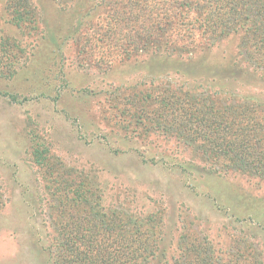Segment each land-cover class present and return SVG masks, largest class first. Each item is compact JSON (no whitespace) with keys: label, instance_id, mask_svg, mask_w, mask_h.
Instances as JSON below:
<instances>
[{"label":"rangeland","instance_id":"obj_1","mask_svg":"<svg viewBox=\"0 0 264 264\" xmlns=\"http://www.w3.org/2000/svg\"><path fill=\"white\" fill-rule=\"evenodd\" d=\"M9 3L0 0V44L11 46L17 59L0 69V264H55L44 249L53 240V197L45 168L35 162V147L63 162L58 171L72 168L75 179L83 171L92 184L100 183L106 208L140 216L166 208L163 213L175 219L176 234L207 236L223 250L251 241L264 254L263 178L239 172L206 176V166L190 147L163 136L150 141L114 117L120 111L116 97L123 98L132 85L145 90L151 83L189 81L196 72L207 76L187 64L198 54L174 55L178 61L169 72L151 62L149 53L99 67L83 59L74 41L84 32L90 7L80 13L69 1L25 0L34 16L17 24L7 13ZM237 40L232 35L216 46L211 62L222 60L223 49L234 54ZM224 73L217 75L219 82L228 76ZM255 82L249 78L234 90L263 96L264 89L253 88ZM152 155L157 164L143 161ZM176 162L191 164V173ZM206 193L222 206L253 210L261 221L233 222V211L217 209Z\"/></svg>","mask_w":264,"mask_h":264},{"label":"trees","instance_id":"obj_2","mask_svg":"<svg viewBox=\"0 0 264 264\" xmlns=\"http://www.w3.org/2000/svg\"><path fill=\"white\" fill-rule=\"evenodd\" d=\"M63 1L73 2L80 13L90 7L84 32L74 41L92 65L111 68L149 53L151 62L164 64L169 72L178 61L174 55L198 54L187 64L209 73L196 72L178 83H151L145 90L132 85L125 100L115 99L117 123L134 125V131L150 141L163 136L182 142L204 163L206 176L239 172L264 179V95L234 90L249 78L256 81L253 88L264 89V0ZM8 9L17 24L34 16L25 0H10ZM232 35L238 39L235 53L223 49L218 54L222 60L212 63L209 58L218 52L214 48ZM16 59L11 46L0 44V69ZM221 72L228 75L224 82L217 76ZM43 151L35 147L33 154L36 164L45 168L53 197V240L44 249L55 264H264L263 251L251 241L223 250L207 236L176 234L179 229L175 219L163 213L166 208L148 216L106 208L100 183L92 184L83 171L79 179L71 175L72 168L58 171L63 162L50 150ZM155 157L143 161L154 165ZM174 165L191 173L189 163ZM203 195L212 198L217 209L233 211V222L248 219L249 226L261 221L253 210L222 206L213 194Z\"/></svg>","mask_w":264,"mask_h":264}]
</instances>
